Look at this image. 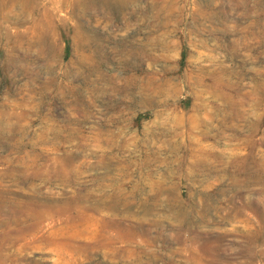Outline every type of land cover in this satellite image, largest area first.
<instances>
[{
	"label": "rangeland",
	"instance_id": "1",
	"mask_svg": "<svg viewBox=\"0 0 264 264\" xmlns=\"http://www.w3.org/2000/svg\"><path fill=\"white\" fill-rule=\"evenodd\" d=\"M0 264H264V0H0Z\"/></svg>",
	"mask_w": 264,
	"mask_h": 264
}]
</instances>
